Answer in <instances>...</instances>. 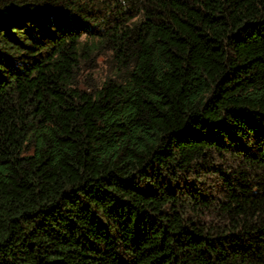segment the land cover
Returning <instances> with one entry per match:
<instances>
[{"label":"trees","instance_id":"obj_1","mask_svg":"<svg viewBox=\"0 0 264 264\" xmlns=\"http://www.w3.org/2000/svg\"><path fill=\"white\" fill-rule=\"evenodd\" d=\"M0 264H264V0H0Z\"/></svg>","mask_w":264,"mask_h":264},{"label":"rangeland","instance_id":"obj_2","mask_svg":"<svg viewBox=\"0 0 264 264\" xmlns=\"http://www.w3.org/2000/svg\"><path fill=\"white\" fill-rule=\"evenodd\" d=\"M106 76H108V68L102 61H98L92 71L85 72L83 74L84 84L95 85L102 81Z\"/></svg>","mask_w":264,"mask_h":264}]
</instances>
